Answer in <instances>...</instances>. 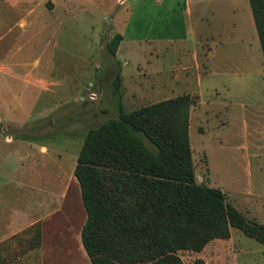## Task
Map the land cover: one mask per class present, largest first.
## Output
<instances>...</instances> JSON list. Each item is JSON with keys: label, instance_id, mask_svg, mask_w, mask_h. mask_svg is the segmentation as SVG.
<instances>
[{"label": "rangeland", "instance_id": "374dc122", "mask_svg": "<svg viewBox=\"0 0 264 264\" xmlns=\"http://www.w3.org/2000/svg\"><path fill=\"white\" fill-rule=\"evenodd\" d=\"M189 1L191 16L188 0H0V66L12 72L0 74L6 103L0 112L7 108L6 117L15 119L0 123L2 139L12 136L0 142V219L4 225L5 211L26 212L36 203L42 214L49 198L48 211L57 210L35 226V264H90L70 240L85 215L73 171L87 131L116 117L118 68L126 112L177 94L197 108V96L181 93L184 76L215 73L193 86L201 100L216 96L221 105L218 117L196 115L189 123L195 180L264 224V60L248 0ZM116 33L122 41L111 57L108 42ZM39 80L51 87L45 91ZM211 85L220 87L217 95L207 91ZM20 157L35 170L16 168ZM27 247L24 235L8 239L0 264H32ZM178 256L183 264H264V245L231 229L228 239Z\"/></svg>", "mask_w": 264, "mask_h": 264}, {"label": "trees", "instance_id": "16d2710c", "mask_svg": "<svg viewBox=\"0 0 264 264\" xmlns=\"http://www.w3.org/2000/svg\"><path fill=\"white\" fill-rule=\"evenodd\" d=\"M248 3L264 60V0ZM121 40H109L111 57ZM112 88L116 117L87 131L73 171L90 264H183L178 252H200L231 229L264 245V224L227 204L220 189L196 183L188 136L193 102L178 96L126 112L120 68Z\"/></svg>", "mask_w": 264, "mask_h": 264}, {"label": "crops", "instance_id": "0c3cea01", "mask_svg": "<svg viewBox=\"0 0 264 264\" xmlns=\"http://www.w3.org/2000/svg\"><path fill=\"white\" fill-rule=\"evenodd\" d=\"M192 4H193V2L191 3V1L188 0V3L185 5V8H184L186 13L189 14L190 16L192 14V10H191L192 9L191 7H193ZM196 5H198V4H196ZM24 25H25V21L22 20L20 22V26L23 28ZM116 34H119V33H116ZM123 43H124V41H123ZM150 44H152V43H150ZM195 45L196 44H194V46ZM150 53H151V56H152V54H153V56H157V54L159 55V53L157 51H155V52L151 51ZM193 55L195 56V52H194ZM124 56H125V58H127L128 54L126 53V54H124ZM37 63H38L37 60H35L34 64L37 65ZM87 69L88 68L85 69L86 73H87ZM124 69L126 70V67H124ZM1 73H3V76H4V74H11L12 75V72L7 70L3 66H0V74ZM214 74L215 73L213 71H209V73L207 75L200 74L198 72L197 75H194L195 77H193V75H191V77H190V76H188V74H187V76L186 75L184 76V79L182 80V82H183V84H185V88L184 89H187V90H182L181 93L191 94V95H195V96L198 97V107L197 108L196 107H191L190 108V111H189V123L191 122L192 117H195L196 115H198V116H207L209 113L211 115H214V117L217 114L220 115L221 112L218 111V110H219V107L221 105L216 103V100H217L216 96L212 97L209 101L204 102V100H201L200 95H198L197 93L194 92L195 89H193V86H195L196 88L198 87V84H200L202 82L203 78H207L208 79V78L214 76ZM194 80H195V82H194ZM25 81L28 82L27 83L28 85L33 86L32 84L34 82L31 80V78L29 76L26 77ZM38 83H41V86L46 87L44 89L45 91L48 90V87H51L49 82H45V81L39 80ZM195 83H198V84H195ZM1 88H2V85L0 84V89ZM10 88H11L10 84H8L6 89H10ZM219 88H220L219 86L216 87L215 85L214 86L211 85V87H207V89H208L207 91H210L211 93L214 91V94L217 95L216 91H218ZM189 91H193V92L188 93ZM177 95L171 96V98H174ZM4 99H5L4 98V93H0V102L3 103V105H6V103L4 102ZM3 105H1V106H3ZM224 107H225V105H224ZM6 110H7V108H6ZM5 111L3 113L0 112V123H3V120L15 121V119L13 118L14 114L11 117H6L7 112H5ZM218 115L216 117H218ZM2 129H3V132H4L5 129L4 128H2ZM2 133H0V142L5 141L7 143H10L12 141V136L6 135L5 139H2L3 138L2 137ZM27 150L29 152H32V147L30 145H28ZM43 150L45 151L44 153H47V149L45 147H43V146L40 147V152H42ZM25 158H27L26 161H25L26 163L30 162L31 161V159H30L31 158V154L28 153ZM25 158H22V157L17 158V160L15 161V165L14 166L16 168L20 167V169H22L23 167H29V170H35V169H33L34 167L31 168V165H28V164L25 165V163H23L24 162L23 160ZM19 185L21 186V184H19ZM22 185H24V184H22ZM24 187H26V185H24L23 188ZM34 190H35V188H34ZM66 193H67V191L64 192V196H66ZM54 198L55 197L51 198V201H52L51 205L52 206L55 204L54 203L55 202ZM37 201H38V198H37ZM49 201H50V198H49V200L44 201V206L46 205L47 207H46V211L44 213H42V214H40L38 211L35 213V205L38 206L37 203L33 204V206H28V207L24 205L27 208L26 212H24L21 207L19 208V211H14V212L13 211L10 212V210L9 211L8 210L5 211L4 225H3L2 219H0V246H2L3 243H5L8 239L13 240V239L16 238L17 235H24L25 240L28 243V247L26 248L27 251L24 254H26V253L30 254L29 258L33 259L32 264H35V233H36L35 226L42 221L41 215L43 216V218H45V217H48L50 215H54V213L57 211V210H49L48 211V209H51V207L48 206V204L50 205ZM7 209H8V207H7ZM8 213H11V214L8 215ZM1 214H2V212H1ZM8 218L14 219V222H15V226L12 228L13 229L12 231H8V224H7L8 221H9ZM85 221H86V212H85V215H84V219L81 222V225H79L78 227L75 226V228L71 227L72 229H80L76 233L74 239H70V240L73 241L76 245H78L82 249H83V247H82V244H81L80 234H81V229H82L83 225L85 224Z\"/></svg>", "mask_w": 264, "mask_h": 264}, {"label": "built area", "instance_id": "2783aa9c", "mask_svg": "<svg viewBox=\"0 0 264 264\" xmlns=\"http://www.w3.org/2000/svg\"><path fill=\"white\" fill-rule=\"evenodd\" d=\"M89 98H90L91 100H94V99L96 98V95L93 94V93H91V94H89Z\"/></svg>", "mask_w": 264, "mask_h": 264}]
</instances>
